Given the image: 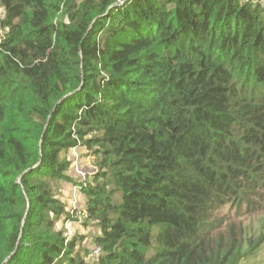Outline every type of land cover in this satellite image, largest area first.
Returning <instances> with one entry per match:
<instances>
[{"label": "trees", "instance_id": "1", "mask_svg": "<svg viewBox=\"0 0 264 264\" xmlns=\"http://www.w3.org/2000/svg\"><path fill=\"white\" fill-rule=\"evenodd\" d=\"M123 1L0 0V264L255 260L264 3ZM243 206L257 236L230 215Z\"/></svg>", "mask_w": 264, "mask_h": 264}, {"label": "rangeland", "instance_id": "2", "mask_svg": "<svg viewBox=\"0 0 264 264\" xmlns=\"http://www.w3.org/2000/svg\"><path fill=\"white\" fill-rule=\"evenodd\" d=\"M260 1H261V4L264 3V0H260ZM0 16H2V10L1 9H0ZM84 154L85 153L79 151V157L82 155L84 156ZM71 156L74 160L79 159L77 152H74L73 155L71 154ZM86 158L87 157H85L83 159L86 160ZM87 161H88V159H87ZM71 163H72L71 167L73 169L76 168L80 175H83V176L87 175L88 176V175H91L93 173V171L91 169V168H93L92 165H86L87 167H85L82 164L83 161H82V163L78 162L77 165H74V163L72 161H71ZM67 185H69V184H64V183L52 184V188H53L54 193L57 195V198H59L60 200H63V202L65 204H67L68 206L70 205L69 207L71 208L72 211H74V210H76V207L78 208L80 205L82 206L84 199L80 195L77 186L68 187ZM67 188H68V190H67ZM261 195L264 198V191H261ZM255 206H257V205H255ZM78 213H79V210H78ZM74 214L76 215V213H74ZM230 215L232 217L240 220V222H242L243 226L246 227L247 233L250 236L251 235L257 236L259 234V232L261 230V217L257 215V212L254 211V208L250 209V211H247L246 207L243 206L239 213H235V209H232L230 211ZM57 228L61 229V223H59L57 225ZM75 230H76L75 233H80V234H84L87 236L85 248L87 250H90L94 245H93L92 239L91 238L89 239L88 236L91 235V232L93 229L88 230L84 227L81 229L79 227H77V228H75ZM91 255H92V252H91ZM245 264H264V248L260 250V252H259V254L255 260H251L250 262H247Z\"/></svg>", "mask_w": 264, "mask_h": 264}, {"label": "built area", "instance_id": "3", "mask_svg": "<svg viewBox=\"0 0 264 264\" xmlns=\"http://www.w3.org/2000/svg\"><path fill=\"white\" fill-rule=\"evenodd\" d=\"M79 151H80V147L79 146H77V147H74L73 149H71L70 150V158H71V161L74 163V165H77L78 164V160H74L73 158H72V156H71V154L73 155V153L74 152H77L78 153V157H79ZM81 157V156H80ZM85 167H87V166H85ZM92 169V171L93 172H95L94 171V169L93 168H91ZM74 171L81 177V178H83V179H85V177L87 176V175H85V176H83V175H80L79 173H78V171H77V169L75 168L74 169ZM65 229L68 231V234L70 235L71 234V230H70V228H69V226L68 225H65ZM100 252H101V250L100 249H94L93 251H92V255H91V257L92 258H97L98 257V255H100Z\"/></svg>", "mask_w": 264, "mask_h": 264}, {"label": "crops", "instance_id": "4", "mask_svg": "<svg viewBox=\"0 0 264 264\" xmlns=\"http://www.w3.org/2000/svg\"><path fill=\"white\" fill-rule=\"evenodd\" d=\"M82 156H83V155H82ZM82 161H83V163H84V161H85V160H84V159H81V158H79L78 162H81V163H82ZM83 163H82V164H83ZM83 165H84V164H83ZM71 170H74V169L72 168ZM67 190H68V188H67Z\"/></svg>", "mask_w": 264, "mask_h": 264}, {"label": "water", "instance_id": "5", "mask_svg": "<svg viewBox=\"0 0 264 264\" xmlns=\"http://www.w3.org/2000/svg\"><path fill=\"white\" fill-rule=\"evenodd\" d=\"M125 1H127V0H124L122 3H124Z\"/></svg>", "mask_w": 264, "mask_h": 264}]
</instances>
